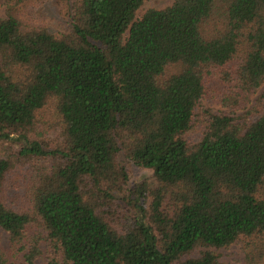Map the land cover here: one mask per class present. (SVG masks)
<instances>
[{
	"label": "trees",
	"instance_id": "obj_1",
	"mask_svg": "<svg viewBox=\"0 0 264 264\" xmlns=\"http://www.w3.org/2000/svg\"><path fill=\"white\" fill-rule=\"evenodd\" d=\"M38 1L0 0V264H264V0Z\"/></svg>",
	"mask_w": 264,
	"mask_h": 264
},
{
	"label": "rangeland",
	"instance_id": "obj_2",
	"mask_svg": "<svg viewBox=\"0 0 264 264\" xmlns=\"http://www.w3.org/2000/svg\"><path fill=\"white\" fill-rule=\"evenodd\" d=\"M175 0H145L142 7L137 12L136 18L140 19L143 15L151 9L162 10L174 3ZM33 7V8H32ZM30 13H34V17L37 19L38 23L47 25L52 29L57 31H62V27L59 21L62 20L60 14L61 2L60 0H39L36 5H33ZM7 6L2 4L0 5V19L6 17ZM127 35V34H126ZM125 35V36H126ZM203 105L206 108H210L215 112L227 111L226 107H223L219 103L215 102L213 99H208L203 102ZM251 105H248L250 108ZM244 109H239L237 114H243ZM128 172H129V187H134L138 184H148L150 188H155L157 186V181L154 176V172L151 169L144 168L127 162ZM1 244L3 248H9V235L5 232H0ZM199 254V251H196L193 256ZM217 254L221 257L222 261L227 264H244V253L242 251V246L239 243L231 245L229 248L221 249L217 251ZM43 264V263H41Z\"/></svg>",
	"mask_w": 264,
	"mask_h": 264
}]
</instances>
